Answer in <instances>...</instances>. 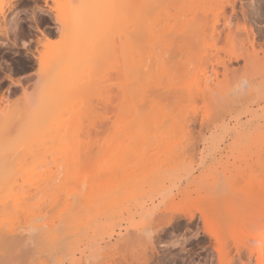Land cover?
Returning a JSON list of instances; mask_svg holds the SVG:
<instances>
[{
	"label": "rangeland",
	"instance_id": "374dc122",
	"mask_svg": "<svg viewBox=\"0 0 264 264\" xmlns=\"http://www.w3.org/2000/svg\"><path fill=\"white\" fill-rule=\"evenodd\" d=\"M35 1L37 2H34V0H13L11 2V4L13 5L6 7L5 9V17L0 16V109L3 108L2 106H4V108L13 109L16 106L18 107V110H15L17 108L14 109L16 112L10 111L12 113L9 112L8 115L4 113L6 116L0 115L2 116L0 117V158L2 157V154H5V151L7 150L6 154L2 158H5L4 161H6L7 159L8 162L7 163L1 160L3 163L1 162L0 169L2 168L1 171L3 170V172L0 171V173L5 174L7 178H9V176H15L14 178L16 180L13 181H15V183H17L18 181L17 185H19L21 182L25 181L24 178H26V180L29 179L27 178V173L36 174V172H39L37 173V175H32L33 179L36 177L34 179V182L31 181L32 177L30 178L29 181L33 182L32 184H30V182L28 186L27 184L22 185L23 183H21L19 186L21 187V189L23 187L24 191L28 190V196L32 193L31 195L33 198L31 196L29 197H31L32 199L27 198V202L29 203L27 204L31 205L33 203L32 200L36 198L35 196H33L34 194H36L37 198L40 199L38 195L41 193H39V190L41 188L39 189V187L43 184V182L41 181L42 184H40L39 182L38 186L35 181H39L43 178H49L48 176H50V174H53L50 170H54V173H56L57 171L59 172V170L56 171L55 169H60L61 166L62 167L60 169V173L63 172V170H66L67 172L68 168V172H72L73 167L70 166L72 165L71 162L75 163L76 161L73 160H77L79 157L81 158V156L82 161L84 157V162H86L85 164H82L80 163L81 159H78L77 163H75V165L78 164V166H76V169L81 173L83 177L81 180L77 181L78 184L76 183L77 185L74 186L75 188L72 187V190L74 192L69 194L71 186H73L74 184V181H71L70 183H68L69 185L66 184V187L70 186L71 184L69 189H66L68 191L62 190L61 193H58V195L60 196H57L56 198L49 195L46 198V195L44 194L43 196L47 200L45 199V201L43 202L44 199L42 198L43 196L41 193V199L39 200V202H37L38 199H35L34 201L35 203L37 202V204L33 203L34 206L31 205V211L33 207H35L33 212L37 213L41 210V213L39 214L38 212V215L35 213L34 218H32L30 217L31 215H29L27 212L28 215L26 214L27 217L25 218L27 219L28 217H30L29 221L28 219L27 221L26 219L22 221L24 219L22 217H24L25 213L22 216L20 214H22L23 212L19 213V215L16 214L17 217L16 215H14L16 218H13V216H11V221L8 220L11 219L9 216L10 214H8L9 210L6 208L9 205L6 206L5 204L8 203V201L10 203V199L8 197L12 195L7 196V193L10 191L19 192L23 191V189L21 190L20 188H18L16 184H14L16 188L14 187V185L11 186V183L13 181H10V179L8 182L10 183V186L7 187L8 189L2 190V188H6L4 184L7 182H5L6 180H4L3 183L2 181L0 182L3 185H1V190L4 191H1L0 193H6L5 195H3L4 198L6 197L5 200L3 196L0 195L2 197H0V206L2 207L4 205L5 209L8 210V212L4 209H1L0 211L4 210L6 212L7 221L11 223L15 222L12 225H15L17 221H22L20 225L19 222L17 223L19 227H22V229H19V231L22 232L20 233V235H26L25 237H27L26 241L24 242L25 245L20 246L19 249L13 248L12 250V245L4 240V236L3 242L0 241V247L2 248L0 249L2 251L5 250L3 248H5L4 245L6 244L9 245V247L11 246V253L8 251V255L12 254V257L9 255V258H11L12 260L8 262L9 258L7 252L5 253L6 256L4 257L3 255H1L3 254V252H1L0 250V255L3 256L4 259H7V261L3 260L2 262L3 257H0V264H227V262L229 264H237V248L233 239H229V243L227 242L228 245H225L226 248H224L225 246L222 247L221 251L223 252H214L213 249H209L212 248L211 246L214 242L204 234V230L212 225V217V220L214 219L213 224L219 226H217V229L220 228L222 230V228H225L228 234L234 228L233 231L229 234L231 235V237H233L234 231H237L235 230L237 229V227L235 228V225L238 226L239 224L242 228H245V226H241L242 222L238 223L240 216L237 215L239 218L237 217L238 220H236V218L235 222H238H236V224L233 223L234 225H231L234 219L230 221L229 217L233 216V218H235L234 214H239L240 212L244 213V211L249 213L246 214L249 217L251 212L253 213L254 211V214L256 215L257 212L259 213V211L262 210L260 209L257 211L259 206L260 208H262L261 205L256 206V204H262L259 199L258 201H256L257 198H255L254 194L257 192V190L256 192H251V190L256 189L255 186L259 185L257 183V176L259 175L260 177V174L259 172H257V170H260V168L264 164V0H225V10H223L224 13H221L220 15V23L218 27L219 32L221 33H218V35L214 38H210L204 35L200 36L196 39L192 49L181 50L182 48H180L181 51H177L176 49L178 48H172L170 51L169 48L168 50L170 52L168 53L166 51L168 54L163 53L166 54L164 57H162L163 60H161L164 62H162L161 65L158 64L157 67L154 68V70L152 69V75L155 76L153 78L154 84L153 81L151 83V80H153L151 79L149 82H145L148 84L147 86L144 83L143 80L145 79H143L144 77L141 74V77L143 78H141L140 81L143 83L139 82L140 84L137 85V93L142 92L143 95H148V97L150 98L151 95H153V97H155L156 99H151V101L156 102L155 104L157 106V109H159L160 107L163 111L162 107L164 106L165 109V106H167L169 114H167V110H164L167 114L165 115L167 116V118H169V115L171 118V115L174 114V116H172V120H174L175 115H179V112L182 111V116H184L188 120V130L184 129L186 131L182 133H177V130V134L171 131L173 133L172 134L166 129L165 130L170 133H164V127L163 129L154 128V130L152 129V132L150 130L149 133L147 130L143 129L145 133H142L143 131H139L141 133H136V139L132 138L131 140H129L130 138H127L130 136L129 133L128 135L123 134L122 137L118 139V141L121 140L119 141L121 142L119 143V145H121H118L119 148L116 147L117 145L114 146L118 141L112 144L113 148L111 147L112 145H110L111 143H108V146L106 147H109L110 145L109 153H113L110 154V156L112 155L114 157L118 154L116 159L119 161L118 163H121L122 166L124 164L130 165L132 163V167L134 168L137 165V168L140 167L138 165H141V167L138 168L139 171L136 168H134L136 169V171L131 170L134 172L129 179L126 175H124V178L122 174H120L122 177H115V174H117V172L121 170L120 167H122L119 166L120 164L118 165V163V166L115 165V162L113 163L115 168L114 166L111 167L115 170L117 168V171H114L110 169V167H108V170H112V173L116 172L115 174H113L114 176L112 175L109 177L108 175L103 174L100 170L101 165L103 164L100 157L97 155V158L99 159L96 160L94 159L96 155L95 153H93L95 154L94 157L93 155L91 156L92 153L88 154V151L90 150L86 149V147H88V145L85 146L86 143L88 144V141L90 140L96 141L97 139H102V134H104V132L95 131L94 133V131L92 132L86 130L85 128H87V126H84L85 130L83 128L82 130H80V136L79 134H77L79 136L77 137L78 140L81 139V142H86L82 145L85 146L84 150H77V146H79L77 142H75V144L77 145L75 148V144L71 143V138H66V136L68 137L69 135H65V129L68 131V126H71V123H74L73 121H69L68 119V112L72 108L74 109V107L76 108L78 106V108L81 109V111L78 109V116H82L83 111L87 112L84 114L88 115V118L86 117V119H82L84 123H86L91 117H97L99 119H96L95 121V119L93 118V121L91 120V118V123L92 121L93 123H98V121L100 122L101 119V115H99L101 114V112L98 111V109L101 110V107L104 109V106L108 108V106H106V103L104 102L105 99L108 100L109 96H113L112 91H114L115 94L120 91L119 88L121 87V77L117 76L120 75V73L119 71H117L118 69H115L114 64H111L110 66V63L108 62H110L111 60L110 55L112 56V47L115 45H119L120 42L124 41L123 37L121 36H127L121 35L122 30L125 29L122 26L125 25L124 23H122L123 20L121 18V20L118 18L121 16L117 15L119 14V4H121V0H103L104 2L102 1L103 6H111H108L109 9L107 13L98 14L101 18L103 17L104 20L106 19L107 21L110 19L112 20V22L110 20L108 21L111 22L110 24L106 22L108 24L104 25V30L100 28L99 31H88V27L85 26V30L83 31L80 30L81 28L79 29L77 27L76 29L68 28V30H66L67 28L65 27V30H63V28L61 26H58L56 23L55 11L51 10L50 7H48V5L50 4L51 6H54L52 1L49 0L47 4L44 0ZM56 1L63 4L62 6L65 5L64 7H67L68 5V7L72 6L71 8H76L80 7L79 5H81L82 9V5L89 3L91 0ZM35 3L37 5L40 4V7L42 8L34 6L33 4ZM172 8L175 7L169 6V14L170 16L173 14V17L172 19H170L171 17L168 15V17H170L168 19L171 20V22H168L169 24L171 23L175 25L173 22V18L178 20L177 11H180V8H177V11H175L176 8L175 10ZM77 9L79 10V8ZM77 9L73 10L75 11V13L73 12V15H70L69 13V21L65 23V26H67L68 24L70 26L74 25L78 21L81 22L80 20H78L79 14H76V12L78 13ZM182 11L183 9L181 8V14ZM181 14L180 12L178 13L179 17L181 16ZM66 15H68V13ZM100 17L94 15L92 20H96L98 18L100 19ZM80 19L82 20L81 17ZM118 19L120 21H117ZM175 19L174 21L176 22ZM224 26H226L227 28ZM113 30H115V32H112ZM107 32H110V34L112 35L110 41L114 40V42H116V39H118L120 42H118V40L116 44L110 42L111 44L108 43L106 44V46H100V48L98 44L94 46L96 48H90L91 50L82 48L79 49V53L77 52V54L73 56L74 58H72V56L70 57L73 50L82 47V45L86 44L87 42H91L93 39H95V37H102L101 35L103 34L108 35ZM111 32L115 34L113 35ZM128 32L129 31H127V33ZM129 34L130 33H128V35ZM117 35H120L119 37L122 38L123 41H121ZM45 37L47 38L45 39ZM29 38H36L37 40L42 39L44 41L47 40L54 50V56H52L50 61L46 63L45 68L40 73L38 67V57L40 55V50H44V47H42V45L39 44L37 40L36 46H28L27 41L29 40ZM171 39L169 42H172L173 40L174 42H176L174 38ZM169 42L167 44L170 46L171 43L169 44ZM174 42H172V44ZM121 44L123 45V43ZM174 45L175 43L173 44V46ZM120 46L121 45L117 46V49H119ZM120 48V50H122L123 46ZM159 53L160 55L162 54L161 51ZM118 54L122 55L119 52ZM113 57L117 58V55H114L113 53ZM113 60L114 59L112 58V61ZM106 61L111 68L107 66V63L106 65L103 63ZM93 62L96 65H94ZM101 63L103 66L101 65ZM119 63L115 64L119 66ZM93 65H98L100 67H96L97 69H95L94 71ZM113 66L114 68L112 69ZM101 67L102 69H100ZM114 70L116 71L112 72ZM144 70L141 73L147 72L148 68L146 71ZM46 71L55 73L60 72V74L63 73L65 75L66 86L69 87L65 89L69 91L68 93L70 94L71 100L68 101V106H72L73 103L75 104V102H78L79 105L75 104L72 108L67 107L68 112L66 111L64 114H62V118L59 119L58 117V121L52 119L53 117H49L53 121L50 120V125H48V127L45 126L43 130L41 127H39L41 128V131L37 127V120H40L39 118L41 117H45L47 110H43V107L36 109V106L31 103L25 104L24 97L29 93L27 91L32 92L33 89L35 91L34 87L37 84L36 78L39 76L42 77ZM145 77L146 79L148 78L147 75ZM243 80L246 81L247 84V86L244 88L246 92L241 97L235 98L233 96L235 92L234 89ZM64 83L62 84L64 85ZM113 83H115L116 85ZM110 84H112L113 87H111L112 85ZM117 85L119 86V88ZM64 87H62V91L65 90ZM25 88L27 91L25 90ZM130 88V90H132L133 88L136 89L134 86ZM106 91L108 92L106 93ZM35 92L38 93V90L36 89ZM176 96L179 97L177 100ZM32 97L34 96L32 95ZM144 98L143 101L142 99H140L138 102L141 101L145 103L147 99L144 101ZM56 100L58 99H55L54 103H56ZM148 100L150 99L148 98ZM2 101L3 103H1ZM151 101H146V105L144 104L145 107L147 105L152 106ZM11 102L17 104L13 105L11 104ZM10 104L14 107H9ZM84 104L86 105V107H84ZM81 105H83V107ZM141 105L143 106V104ZM142 106L140 107L141 109L139 108V111H141L143 114L141 115V112L139 113L144 118L145 115L147 116L146 112H150V108H145V110L143 111L142 108H144V106ZM95 107L98 108V112H96ZM92 108L95 109V112ZM153 109H155V107ZM25 110H27L26 114ZM92 110L93 113H89V111ZM159 110L154 111L157 113ZM19 111H21L22 113ZM162 113L159 114L158 112V120L164 115V113ZM165 116L164 119H167ZM29 117L31 119H29ZM238 117L241 118L242 122L253 120V118L256 119L252 124H250L249 128L245 130L242 137L238 140L236 139L237 141H235L233 129L236 124L235 120ZM23 120L25 121V124L27 122H30V126L26 127L25 124L23 125ZM90 120L89 122H87V125L90 123ZM168 120L166 121L168 122ZM179 120L180 119L176 121L178 122ZM256 120H259L258 122L261 121L259 124H262V128L257 129ZM55 121L58 123L63 121L62 123H60L62 125L59 124V127L62 128L59 129L58 126H55L56 124H58ZM161 121L164 123L163 120ZM64 122L66 124H64ZM159 124H161V122H159ZM163 126H165V124ZM51 129L52 131L49 132ZM84 131L86 133L91 132V135L87 133L88 136L85 137V135L87 134H84ZM57 132L61 133L59 134ZM53 133H56L59 136L62 134V136L65 137H63L65 140H63L62 136L58 137V135L55 134V136ZM81 133H83V135H81ZM89 135L91 136V138L89 137ZM81 136L84 137L82 138ZM117 137H120L119 134ZM123 137L126 138V140ZM14 138H16V140ZM47 138H51L50 141ZM45 139H47L46 142ZM34 141L36 142L37 146H35ZM58 141L59 143H61V145L57 143ZM9 143L11 145H9ZM31 143H33V145H31ZM71 144H73V147H70H72L73 150L76 149L74 152L71 151L72 148L69 151H67V149H64L69 147V145ZM5 146H7L6 149H4ZM8 146H12L11 151L8 150ZM115 147L116 149H114ZM105 149H101V152L105 153V151L109 148H107L106 150ZM93 150L91 151L93 152ZM76 151L79 153H77ZM97 151L98 150H96L95 152ZM114 152H116V155L114 154ZM103 153L101 155H103ZM109 153H107L105 157H108ZM56 155H58V158ZM77 155L79 156L77 157ZM74 156H76V159H73ZM110 156L108 157V160L110 159ZM60 159L62 160L60 161ZM67 159H71L70 165H68L69 163H66L69 162ZM113 159L111 157V162L113 161ZM108 160L107 163L110 162H108ZM128 160H132L131 163ZM9 161H11L12 163H10ZM20 162L24 166L20 165ZM98 162L101 163L98 165L96 164ZM138 162L141 164H138ZM58 163H62L64 165L61 164L60 166V164ZM87 163L88 165L92 164L90 165L92 166L90 172V166H87ZM26 164V169L30 168L28 169L30 170L28 172L24 169L26 167ZM65 164H67L69 167ZM143 164V167L145 169L142 168ZM96 165H98V167H96ZM150 165H154V167H151ZM11 166L12 168H10ZM20 166L21 168H19ZM48 166L49 168L52 167L53 169L51 168L49 171H47L49 169ZM81 166H83V168L84 166H87V168L83 169ZM94 166L96 171L94 170ZM102 166L103 167L101 169L103 171H106L107 169H103L105 167L104 164ZM6 167L8 169H6ZM70 167H72V169ZM78 167L81 170L78 169ZM97 168H99V170ZM15 170H18L17 173ZM97 171H100V173L99 175L92 177L94 180L93 183L91 178H86V175L88 173H95ZM255 171L257 172V175L254 174ZM18 172H20L21 174ZM48 172H50V174ZM140 172H146L147 174H142L139 176L137 175V177L136 174H141ZM1 174L0 179H3L5 175L3 176V174ZM253 174L256 177H254ZM105 178L108 179V182ZM121 178L123 179L121 180ZM87 179H89L88 183ZM102 179H105L104 182ZM90 180L92 186H90ZM99 181H102L103 183ZM34 183L36 185H34ZM104 183L109 184L106 185ZM35 186H37L38 188H35ZM88 188L90 190H87ZM30 190L37 191V193L31 192ZM89 191L90 193H87ZM12 192H10L9 194H12ZM84 194H86V196ZM51 197H53L54 200L51 199ZM49 199L51 200L50 203ZM55 199H59V201L63 204L59 202L60 204L58 205V200L55 201ZM63 201H66L65 205L67 206L66 208L69 207L68 210L65 209V207H62L64 205ZM45 202L48 204H45ZM52 202L55 205L57 204L58 207L57 205L53 206ZM212 203L215 205L216 209L219 210L218 212H220L219 218L216 215L210 216L214 214L212 212H215V207ZM39 204L41 205V208ZM208 204L210 207L212 205L214 208H210ZM36 205H38L40 210L36 208ZM4 206L2 208H4ZM46 206L47 208H56L55 210H53L54 208L51 209L53 211H49L50 208L48 210L45 209L49 211L47 213V211L45 210L42 211L44 208H46ZM218 206L220 207L218 208ZM61 207L64 208V211L68 212L64 213ZM221 207L222 210L220 211ZM245 207H247V209ZM28 208H30V206ZM200 211H204L205 213H207L208 211V216L210 217H208L207 214L205 215V213L203 212L205 217L207 216L206 222L201 219L202 214H200ZM5 212L2 211L0 213L5 214ZM10 212L12 215L11 210ZM171 212L177 213L178 217L184 212H192L195 215L194 219L191 222H188L186 219L182 218H177L170 221L168 219V215L171 214ZM218 212H215V214ZM7 214L9 217L7 216ZM228 215L229 217H227ZM18 216H20L21 218ZM224 216L227 218H225ZM3 217H0L2 218L0 220V225L4 223H2V221H5V215H3ZM223 217L226 220H229V224L231 226H227L224 222H222L224 223V225L219 224L221 223L220 219ZM18 218L20 219L18 220ZM215 218L218 220H216ZM250 218H246V220L248 219L247 221H249L251 220ZM243 221L245 220L243 219ZM9 222L7 227L12 226L11 223L9 224ZM17 224L14 226L15 228L16 226H18ZM14 227H10V229L7 228L6 231L1 228L0 231H5V235H7L6 233L8 232V230L17 232V229L19 227L16 230ZM228 227L230 228V231L229 229H227ZM223 232L224 231H222L221 233L223 235H226L224 234L226 233V231L224 233ZM4 233H2L1 235H3ZM131 233H133L132 235H134V233L135 235L138 234V238L134 240L135 242L132 241V243L128 244L127 242L116 243L119 237L122 238L123 235L126 236L130 235ZM15 234L19 235L17 233ZM235 234H237V232ZM45 235H53L55 240L51 241L50 239L45 238ZM4 242L5 244L2 245V243ZM208 244H211L210 247ZM6 248H8V246Z\"/></svg>",
	"mask_w": 264,
	"mask_h": 264
},
{
	"label": "bare ground",
	"instance_id": "6f19581e",
	"mask_svg": "<svg viewBox=\"0 0 264 264\" xmlns=\"http://www.w3.org/2000/svg\"><path fill=\"white\" fill-rule=\"evenodd\" d=\"M13 0H0V16H3V17H5V9H6V7H9V6H12L13 4H11V2H12ZM45 1V3L47 4L48 3V1L49 0H44ZM52 1V3L54 4V6H51V4L50 5H48V7H50V9L51 10H54L55 11V18H56V23H57V25L58 26H61L62 28H63V30H65V27L67 28L66 30H68V28H75L76 29V27L77 28H81L80 30H85L84 29V26L85 27H88V31L90 30V31H93V30H96V31H99V29L100 28H102V30H104V28H105V26L104 25H107L108 23L110 24L111 22H112V20H110L111 22H108L109 20H107L106 21V19L104 20V18L102 17H100V15L98 14V13H107V11H108V6L109 5H107V4H105V5H107V6H103V0H91L89 3H87V4H84V5H82V9H81V5H79L80 7H73V8H71V7H68V5H67V7H64V6H62L63 4H61L60 2L58 3L56 0H51ZM103 1V2H102ZM34 2H37V1H35L34 0ZM225 0H121V4H119V14H117L118 16H121V17H118L117 15V17L120 19H122L123 20V22L122 23H124V25L125 26H122V27H124L125 29H123L122 30V34L121 35H127V36H121V37H123V39H124V41H123V39L122 38H120L119 36L120 35H117L118 36V38H120V40L121 41H123V42H120L118 39H116V42H114V40L113 41H110V38L112 37V35L110 34V32H107V34L108 35H105V34H103V35H101L102 37H98V38H96L95 37V39H93L91 42H87L86 44H84V45H82V47H80V48H77V49H75V50H73V52H71L72 54L70 55V57L72 56V58H74L73 56H75V54H77V52L79 53V49H90V48H96V47H94V46H96V45H98L99 46V48H100V46L102 47L103 45L104 46H106V44H111V43H117V40H118V42H120V44L119 45H121L120 47H122L123 46V48H122V50H120L121 48L119 47V49H117L118 47L117 46H119V45H115V46H113L112 48V51H111V54H112V56L110 55V57H111V60H110V62H108V63H110L109 65L111 66V64L113 65L114 64V66H115V69L117 70V71H119V73H120V75H117V76H119V77H121L120 79H121V87L119 88V86H118V88H119V92L117 93V94H115L114 93V91H112L113 92V96H109V99L108 100H106L105 99V103H106V106H108V108L107 107H105L104 106V109L101 107L100 109L101 110H99L97 107H95L96 108V112H98V111H100L101 112V114H99V115H101V119H100V122L98 121V123L97 122H94L93 123V121H94V119H95V121H96V119H98L97 117H91V118H89V120L91 119V120H93L92 121V123H91V120H90V123L87 125V122H89V120L86 122V123H84L83 121H82V119H86V117L88 118V115H85L84 113H87V112H84L83 111V114H84V116H83V114H82V116H78V114L79 113H77L79 110L81 111V109H79L78 108V106L76 107L77 108V110H76V108L73 106V105H75V104H78L79 105V103L77 102H75V104L73 103V105L72 106H68V101L70 100V94L68 93L69 91L68 90H66L67 88H69L68 86H66V80H65V75L63 74V73H61L60 74V72H48V71H46L45 72V74L42 76V77H37L36 78V86L34 87L35 88V91H36V89L38 90V93L37 92H35L34 91V89H33V93L32 92H30V91H27L26 90V88H25V90L27 91V92H29L28 94H26V93H24V94H26L25 95V97H24V102H25V104L26 103H31V104H34L36 107V109L38 108H42L43 107V110L44 109H46L47 111H46V114H45V117H41V118H39L40 120H37L36 122H37V127L39 128V127H41L42 128V130H43V128H45V126L46 127H48V125H50L49 123H50V118H52V119H54V120H57L58 121V117H59V119L60 118H62L61 116H62V114H64L66 111L68 112V110H67V107H70V108H72V107H74V109L72 110H70L68 113H69V115H68V119H69V121H73L74 123H71V124H69V125H71V126H68L69 128H67L68 129V131L65 129V131H66V133H65V135L66 134H68L69 136L67 137L66 136V138H68L69 139V137L71 138V140H72V142H71V140H70V142L71 143H73V144H75V142H77V144L79 145V146H77L76 144H75V148H76V146H77V150H84V147L85 146H87L88 145V147H86V149H88V150H90V151H88L89 153L88 154H90V153H92L91 154V156L93 155V157H94V155H95V158L94 159H99V158H97L98 156L100 157V159L102 160H99V161H101V162H103V164H104V166L106 167H104L103 169L104 170H106V171H103L101 168L103 167L102 165H101V168H100V170L102 171V173L103 174H106V175H108L109 177L110 176H112L113 174H115V173H112V170H114V171H117V168H116V170L115 169H113L111 166H114V162H115V165H117V163L119 162L117 159H116V157H117V155H116V152H114V154L116 155V156H110V154H113L112 152L111 153H109V150H110V145H112L113 143H115L116 141H118V139H120L121 137H122V135L124 134H127L128 135V133H129V135L131 136H129V137H127V136H124V137H127V138H130L129 140H131L132 138H135L136 139V133H141V132H139V131H143V129H145V130H147L148 131V133H149V131L151 130V132H152V129L154 130V128H156V129H163V127H164V129L163 130H167V131H172V132H174V133H176V131L178 130V132L177 133H182V132H185L186 130H188V126H187V119L184 117V116H182V114L183 113H181V112H179V115L177 114V115H175V117H174V120H172L173 119V117L172 116H174V114L173 115H171V118H170V115L168 116L169 118H167V116H165V115H167V114H169V112H168V110H167V106H165L166 108L164 109V106L163 105H161V106H163L162 108H163V111L161 110V108L159 107V109L161 110H159V109H157L156 107V102L155 101H151V99L152 100H155L156 98L155 97H153V95H151V98L150 97H148V95H143L142 94V92L140 93V95H139V93H137L138 92V86L137 85H139L140 83L139 82H141L140 80H141V78H143V79H145V80H143L144 81V83L145 82H149L151 79H153L155 76H153L152 75V72H153V70H154V68L155 67H157V65L158 64H162V62H164V61H161V60H163V58L162 57H164L166 54H168L170 51H171V49L172 48H178V49H176L177 51L178 50H180V48H182L181 50H188V49H192V47H193V44L195 43V41H196V39L197 38H199L200 36H208V37H210V38H214V37H216L217 35H218V33H221V32H219V29H218V27H219V23H220V15H221V13H224L223 12V10H225ZM81 3H82V1H81ZM80 3V4H81ZM36 4V3H35ZM35 4H33L34 6H36V7H40V4L39 5H35ZM28 5V4H27ZM70 6V5H69ZM111 6V5H110ZM109 6V7H110ZM169 6H172V7H175L176 8V10H175V8H172V9H174L175 11H177L178 9L177 8H180V11L178 10L177 12L179 13L180 12V14H181V8L183 9V11H184V13H183V11H182V14H181V16L179 17V15H178V13H177V16H178V20L177 19H175V18H173V22H174V24L175 25H173V24H169V22L168 21H170L171 22V20H169L168 18H170V19H172V17H173V14L170 16V12L168 11V10H170L169 9ZM40 8H42V7H40ZM39 8V9H40ZM77 8H79V10L77 9ZM121 8V9H120ZM171 8V7H170ZM71 9V10H70ZM75 9H77V11H78V13L76 12V14H79V18H78V20H80L81 22H77V23H75L74 25H67V26H65L66 24V22H68L69 21V16L72 14L73 15V12L75 13V11H73V10H75ZM68 11H71V12H68ZM80 12H81V14H80ZM68 13V15H66ZM69 13H70V15H69ZM85 13H88V14H85ZM96 15L97 17L99 16L100 17V19L98 20V19H96V20H92L93 19V16L94 15ZM190 14V15H189ZM83 15V16H82ZM87 15V16H86ZM93 15V16H92ZM104 15V14H103ZM168 15L170 16V17H168ZM183 15H184V17H183ZM188 15H189V17H188ZM67 16V17H66ZM76 16H78V15H76ZM85 16V17H84ZM114 16V15H113ZM177 16H176V18H177ZM80 17L82 18V20L80 19ZM86 17H88V18H86ZM89 17H91V18H89ZM183 17V18H182ZM84 18V19H83ZM184 19V20H182V19ZM86 19V20H85ZM88 19V20H87ZM90 19V20H89ZM112 19V18H111ZM113 19H114V17H113ZM117 19V18H116ZM117 20V21H120V20ZM174 19L176 20V22L174 21ZM83 20H84V22H83ZM180 20V21H179ZM181 20H182V22H181ZM106 22H108V23H106ZM178 22V23H177ZM79 23H80V25H79ZM121 23V22H120ZM119 23V24H120ZM85 24V25H84ZM118 24V23H117ZM179 24H181V25H179ZM114 25V24H113ZM123 25V24H122ZM173 25V26H172ZM177 25H179V26H177ZM80 26V27H79ZM171 26V27H170ZM177 27H178V29H177ZM224 27H226V26H224ZM61 28V29H62ZM119 28V27H118ZM227 28V27H226ZM101 30V31H102ZM96 31H94V32H96ZM124 31V32H123ZM127 31H129L128 33H130L129 35H128V33H127ZM112 32H115V30H113ZM111 32V33H112ZM119 33V32H118ZM110 34V35H109ZM113 35L115 34V33H112ZM171 35H172V37H171ZM116 36V37H117ZM170 36V37H169ZM173 36H175V37H173ZM169 37V38H168ZM47 37H45V39H46ZM159 38V39H158ZM169 40H168V39ZM171 38H174L175 39V41L177 42H174V40L172 41V42H174L175 43V45L173 46V44H172V42H169L170 41V39ZM177 39H178V41H177ZM37 40V39H36ZM112 40V39H111ZM167 42H166V41ZM172 40V39H171ZM38 41V43L39 44H41L42 45V47H44V50H40V55H39V57H38V59H39V73L41 72V71H43V69L45 68V66H46V63L48 62V61H50V59L52 58V56H54L53 55V53H54V50H53V48H52V46H50L51 44H49V41H44V40H42V39H38L37 40ZM111 42V43H110ZM169 42V44L171 43V45L169 46L167 43ZM121 43H123V45L121 44ZM177 44V45H176ZM3 45V44H2ZM112 45H114V44H112ZM109 46V45H108ZM110 47V46H109ZM187 47H189V48H187ZM116 48V49H115ZM170 48V49H169ZM186 48V49H185ZM115 49V50H114ZM157 49H159V50H157ZM170 51H169V50ZM91 50V49H90ZM117 50H119V51H117ZM180 50V51H181ZM39 51V50H38ZM82 51V50H81ZM84 51V50H83ZM94 51V50H93ZM158 51V52H157ZM161 51V53L163 54V53H166V54H161L160 55V52ZM168 53H167V52ZM115 52H116V54H115ZM118 52L119 53H121L122 55H120V54H118ZM156 52V53H155ZM113 53H114V55H117V58H115V57H113ZM155 54V55H154ZM160 55V57H159V55ZM118 55H119V57L120 56H122V57H120V59H119V57H118ZM236 55V54H235ZM237 56V55H236ZM157 57V58H156ZM238 57V56H237ZM112 58L114 59L113 61H114V63H113V61H112ZM117 59V60H116ZM157 59V60H156ZM120 60H121V62H120ZM118 61V62H117ZM160 61V62H159ZM120 62V63H119ZM105 65H106V63H107V61L106 62H103ZM108 63H107V66H109L108 65ZM115 63H119V66L118 65H116ZM93 64L94 65H96L94 62H93ZM93 65V66H94ZM101 65H102V63H101ZM103 66V65H102ZM109 66V68H111ZM114 66L112 67V69L114 68ZM95 67V68H94ZM93 67V69H94V71H95V69H97L96 67H100V66H94ZM116 67H118V68H116ZM79 68V67H78ZM81 68V67H80ZM87 68V67H86ZM143 68V69H142ZM146 68V69H145ZM147 68H148V71L147 72H143V73H141L144 69V71H146L147 70ZM100 69H102V67L100 68ZM111 69V70H112ZM153 69V70H152ZM78 70H80V69H78ZM87 70V69H86ZM116 70H114V71H112V72H115ZM89 71H90V68H89ZM97 71V70H96ZM111 72V73H112ZM59 73V74H58ZM94 73V72H93ZM118 73V74H119ZM148 73V74H147ZM63 74V75H62ZM141 74H142V76L143 77H141ZM145 74V75H144ZM147 75V79H146V76ZM64 76V77H63ZM153 76V77H152ZM150 77H152V78H150ZM65 80V81H64ZM148 80V81H147ZM152 81H153V84H154V79L153 80H151V83H152ZM65 82V83H64ZM156 82V81H155ZM62 83H64V85L62 84ZM141 83H143V82H141ZM151 83H149V84H151ZM113 84H115V83H113ZM117 84H119V83H117ZM147 86H148V84L147 83H145ZM110 85H112V84H110ZM109 85V86H110ZM116 85V84H115ZM136 85V86H135ZM64 86H66V87H64ZM132 86H134L136 89H132V90H130L131 88L130 87H132ZM150 86V85H149ZM247 86V84H246V81H242L240 84H238V86L234 89L235 90V92H234V97L235 98H239V97H241L242 95H244V93L246 92L245 91V87ZM37 87V88H36ZM62 87H64V91H62L63 90V88ZM111 87H113V85L111 86ZM152 87V86H151ZM244 89V90H243ZM67 91V92H66ZM108 91H109V89H108ZM108 91H106V93L108 92ZM141 91V90H140ZM111 92V91H110ZM67 93V94H66ZM144 93V92H143ZM30 94V95H29ZM69 94V95H68ZM119 94V95H118ZM138 94V95H137ZM233 94V93H232ZM32 95L34 96V97H32ZM109 95V94H108ZM138 96H139V98H138ZM142 96H144V97H142ZM150 99V100H148V98ZM150 96V95H149ZM69 97V98H68ZM140 97H142V98H140ZM107 98V97H106ZM143 98H144V101L146 100L147 102H149V101H151L152 103H151V105L153 106H146L145 107V105H146V101H145V103H143V102H138L140 99H142V101H143ZM155 98V99H154ZM179 97H177L176 96V100L178 99ZM55 99H58V100H56V103H54V100ZM72 99V98H71ZM2 100V99H1ZM4 100H5V98H4ZM101 100V99H100ZM71 101V100H70ZM86 101V100H85ZM21 102V101H20ZM99 102V101H98ZM103 102V103H104ZM153 102H154V105H153ZM178 102V101H177ZM180 102V101H179ZM1 103H3V101L1 102ZM22 103H23V101H22ZM71 103V102H70ZM82 103V102H81ZM11 104H13V105H15V104H17V103H12L11 102ZM11 104H10V106L9 107H14L13 105L11 106ZM83 104V103H82ZM100 104V103H99ZM138 104H140V105H138ZM141 104H143V106H144V108H142V110L144 111L145 110V108H150V112H146L147 113V116L145 117L144 116V118H143V116H141L143 113L141 112V111H139L141 108ZM145 104V105H144ZM178 104V103H177ZM97 105V104H96ZM101 105V104H100ZM99 105V106H100ZM165 105V104H164ZM23 106V105H22ZM82 107H83V105H81ZM142 106V107H143ZM177 106V105H176ZM3 108H1L0 109V115H2V116H4L5 114L4 113H6L7 115L9 114V112L10 111H12V112H16L15 110H18V107L16 106L15 108H17V109H13V108H4V106H2ZM84 107H86V105L84 104ZM88 107V106H87ZM151 107H152V109H151ZM155 107V109H153ZM24 108V107H23ZM70 108H68V109H70ZM107 108V109H106ZM140 108V109H139ZM19 109H20V106H19ZM25 109V108H24ZM79 109V110H78ZM86 109V108H85ZM90 109V108H89ZM93 110H94V112H95V109L94 108H92ZM97 109H98V111H97ZM159 110L158 112H159V114L160 113H164V115L162 116V115H160V116H162L161 118H163V119H159L158 120V116H159V114H158V112L156 113L155 111H157V110ZM83 110H84V108H83ZM93 110L92 111H89V113L90 112H92L93 113ZM151 110H155L154 112L153 111H151ZM168 112L167 114H166V112ZM26 111L27 110H25V114H26ZM12 112H10V113H12ZM19 112H21V111H19ZM139 112H141V115H140V113ZM22 113V112H21ZM148 113H150V114H148ZM162 113V114H163ZM171 113V112H170ZM61 114V115H60ZM96 114V113H95ZM172 114V113H171ZM12 115V114H11ZM89 115H91V114H89ZM97 115V114H96ZM95 115V116H96ZM2 116H0V117H2ZM6 116V115H5ZM28 116V115H27ZM67 116V115H66ZM93 116V115H92ZM140 116V117H139ZM164 116L167 118V119H164ZM26 117V116H25ZM50 117V118H49ZM90 117V116H89ZM143 119H142V118ZM182 117V118H181ZM241 117V116H240ZM31 118H32V116H31ZM30 117H29V119H31ZM94 118V119H93ZM177 118V119H176ZM257 118H259V117H257ZM26 119V118H25ZM72 119V120H71ZM169 119V120H168ZM178 119H180L178 122L176 121V120H178ZM255 119L256 118H253V120H248V121H246V122H242V120H241V118H237L236 120H235V122H236V124H235V127H234V129H233V133H234V136H235V141H237L238 139H240L241 137H242V135L244 134V132H245V130H247L248 128H249V126H250V124H252L254 121H255ZM63 120V119H62ZM99 120V119H98ZM146 120V121H145ZM161 120H163L164 121V123L161 121ZM166 120H168V122L166 121ZM171 120H172V123H171ZM24 121V120H23ZM49 121V122H48ZM51 121H53V120H51ZM161 122V124H159V122ZM166 121V122H165ZM259 121V120H258ZM257 120H256V127H257V129H260V128H262L263 126H262V124H259L260 122H258ZM22 122V121H21ZM56 122V121H55ZM63 122V121H62ZM62 122H60V123H62ZM180 122H181V124H180ZM30 122H27L26 124H25V121H24V123H23V125L25 124V126L26 127H29L30 126V124H29ZM56 123H58V122H56ZM60 123H58V124H56L55 126H60V125H62V124H60ZM29 124V125H28ZM39 124V125H38ZM60 124V125H59ZM64 124H66L65 122H64ZM63 124V125H64ZM85 124V125H84ZM165 124V126H163ZM28 125V126H27ZM51 125H52V123H51ZM166 125H168V126H166ZM44 126V127H43ZM54 126V125H53ZM84 126H87V128H85ZM22 127V126H21ZM36 127V126H35ZM66 127V126H65ZM41 128H39L40 130H41ZM60 128H62V127H59V129ZM82 128L84 129H86V130H89V131H94V133H95V131L96 132H104V134H102V133H100V134H102L103 136H102V139L100 138V140H96V141H92V140H90V141H88L89 143L87 144L86 142H81L80 140V138L82 137H80L79 139L80 140H78V138L77 137H79L80 136V130H82ZM20 129H22V128H20ZM19 129V130H20ZM25 129H28V128H25ZM48 129V128H47ZM53 129V128H52ZM52 129L49 131V132H51L52 131ZM56 129V128H55ZM84 129V130H85ZM184 129H186V130H184ZM39 130V131H40ZM41 130V131H42ZM57 130H58V128H57ZM164 131V133L166 132V133H170V132H167V131ZM46 131V130H45ZM54 131V130H53ZM60 131H63V130H60ZM85 132V131H84ZM171 132V133H172ZM42 133V132H41ZM47 133V132H46ZM57 133H61V132H57ZM87 133H89V132H87ZM86 132L84 133V134H87ZM91 133V132H90ZM89 133V134H90ZM122 133V134H121ZM142 133H145V131H143ZM176 133V134H177ZM54 134V133H53ZM56 134V133H55ZM54 134V135H55ZM77 134H79V136L77 135ZM97 134V133H96ZM95 134V135H96ZM99 134V133H98ZM118 134H119V136L120 137H117L118 136ZM134 134V135H133ZM173 134V133H172ZM19 135V134H18ZM44 135H45V133H44ZM53 135V136H54ZM56 135H58V134H56ZM55 135V136H56ZM64 135V134H63ZM81 135H83V133H81ZM91 135V134H90ZM89 135V137L91 138V136ZM95 135H93V136H95ZM139 135V134H138ZM47 136H48V134H47ZM60 136H62V134L60 135ZM59 135H58V137H60ZM88 136V134L87 135H85V137H87ZM98 136V135H97ZM135 136V137H134ZM141 136H142V134H141ZM233 136V137H234ZM23 137V136H22ZM27 137V136H26ZM25 137V138H26ZM45 137V136H44ZM64 136H62V138H63ZM84 137V136H83ZM82 137V138H83ZM99 137H101V136H99ZM117 137V138H116ZM123 137V138H124ZM17 138V137H16ZM16 138H14L15 140H16ZM41 138V137H40ZM46 138V137H45ZM65 138V137H64ZM63 138V140H65ZM96 138V137H95ZM123 138H122V140H123ZM39 139V138H38ZM47 139H49V138H47ZM47 139H45V142H46V140ZM51 139V138H50ZM50 139H49V141H50ZM67 139V140H68ZM78 140V141H76V140ZM88 139V138H87ZM125 140H126V138H124ZM237 139V140H236ZM54 140V139H53ZM58 140H59V138H58ZM83 140V139H82ZM113 140V141H112ZM119 141H121V140H119ZM116 142L115 143V145L114 146H116V147H118V145H119V143H121V142ZM234 141V142H235ZM35 142V141H34ZM61 142V141H60ZM69 142V143H70ZM127 142V141H126ZM41 143V142H40ZM57 143H59V141L57 142ZM57 143H55V144H57ZM62 143H63V141H62ZM86 143V145L85 146H82L83 144H85ZM108 143L110 144L109 145V147H106V146H108ZM128 143V142H127ZM130 143V142H129ZM35 144V146H37L36 145V142L34 143ZM60 145H61V143H59ZM65 144V143H64ZM68 144V143H67ZM73 144H71V145H69V147H67V148H64V149H67V151H69L73 146ZM125 144V143H124ZM9 145H11L10 143H9ZM31 145H33V143H31ZM49 145V144H48ZM92 145H93V147H92ZM121 145V144H120ZM119 145V146H120ZM1 146H3V145H1ZM42 146V145H41ZM40 146V147H41ZM54 146V145H53ZM64 146V145H63ZM70 146H72V147H70ZM9 148H8V150L9 151H11L12 150V146H8ZM30 147V146H29ZM112 148H113V145L111 146ZM116 147L114 148V149H116ZM7 148V146H5V148L4 149H6ZM39 148V147H38ZM37 148V149H38ZM62 148V147H61ZM60 148V149H61ZM69 148V149H68ZM74 148V149H75ZM107 148H109V149H107L108 150V152H107V150L106 149ZM119 148V147H118ZM1 149V148H0ZM93 149H95V150H93ZM101 149H105L104 151H105V153H103V152H101L102 150ZM29 150H31V149H29ZM44 150H46V149H44ZM76 150V149H75ZM75 150H73V148L71 149V151L72 152H74ZM91 150H93V152L91 151ZM96 150H98L97 152H95ZM27 151V150H26ZM60 151V150H59ZM66 151V150H65ZM6 152H7V150L5 151V154H6ZM17 152V151H16ZM77 152V151H76ZM1 153V152H0ZM77 153H79V152H77ZM93 153H95V154H93ZM103 153V155H101ZM107 153H109V155H108V157L110 156V159L108 160V157H105L106 155H107ZM5 154H2V157H4V155ZM54 154V153H53ZM64 154H65V152H64ZM63 154V155H64ZM70 154V153H69ZM73 154V153H72ZM1 155V154H0ZM75 155V154H74ZM81 155H82V153H81ZM98 155V156H97ZM57 156V158H58V155H56ZM60 156V155H59ZM67 156V155H66ZM79 155H77V157H78ZM84 156V155H83ZM90 156V155H89ZM0 158V164H1V160H5V158L3 159V158ZM8 157V156H7ZM72 157V156H71ZM102 157V158H101ZM107 158V159H104V158ZM111 157H112V159H113V161L111 162ZM76 159V156H74L73 157V159ZM81 158H82V156H81ZM80 157L78 158V159H81ZM133 158V157H132ZM65 159V158H64ZM77 159V160H78ZM84 157H83V161H82V159H81V162L80 163H84L85 164V162H84ZM90 159V158H89ZM62 159H60V161H61ZM69 162H66V163H69L68 165H70V162H71V159L69 160V159H67ZM77 160H73V161H76L75 163H77ZM91 160V159H90ZM104 160V161H103ZM107 160H108V162L109 163H107ZM116 160V161H115ZM142 160H143V158H142ZM145 160V159H144ZM58 161V160H57ZM56 161V162H57ZM66 161V160H65ZM88 161V160H87ZM94 161V160H93ZM128 161H130V160H128ZM132 161V160H131ZM131 161H130V163H131ZM4 162H7V159H6V161H4ZM10 163H12L11 161H9ZM46 162V161H45ZM64 162V161H63ZM79 162V161H78ZM97 162V161H96ZM100 162V163H101ZM136 162H137V160H136ZM140 162V161H139ZM138 162V164H141V163H139ZM3 163V162H2ZM8 163V162H7ZM21 163V162H20ZM72 163V165H70V166H72L73 167V170H72V172H68L69 171V168H68V171L66 172V170H63V172H61L60 173V169H61V164L62 163H58V164H60V169H55L56 171L57 170H59V172L57 171L56 173H54L52 170H50L52 167H50L49 168V166H48V170L47 171H51L53 174H50V172H48L49 174H50V176H48L49 178H46V179H41V180H39V181H35L37 184H38V186H39V182H40V184H42V182H43V184L42 185H40V187H39V193L41 192L42 193V196L45 194L46 195V198H47V196L49 195V196H53L54 198H56L57 196H60V195H58V193L60 192L61 193V191L63 190H66L67 188L69 189V187L71 186V184H70V186H67L66 187V184H68V183H70L71 181H74L73 183V186H71V190L69 191V194L70 193H73L74 191L72 190L73 188H75L74 186L75 185H77L78 183H77V181L78 180H81L82 179V175H81V173L76 169V166H78V164H76L75 165V163L74 162H71ZM91 163V162H90ZM99 162L98 163H96V164H100ZM112 163V164H111ZM129 163V164H130ZM135 163V162H134ZM145 163V162H144ZM44 164V163H43ZM81 164V165H82ZM108 164V165H107ZM120 164V165H119ZM123 164V163H122ZM146 164V163H145ZM150 164V163H149ZM149 164H148V166H149ZM8 165H10V164H8ZM20 165H23L22 163L20 164ZM48 165V164H47ZM62 165H64V164H62ZM65 165H67V164H65ZM67 165V166H68ZM90 165H92V164H89L88 165V163H87V166H90ZM98 165H96V167H98ZM118 165L119 166H122L121 165V163H118ZM117 165V166H118ZM7 166V165H6ZM15 166V165H14ZM24 166V165H23ZM28 166H31V165H28ZM46 166V165H45ZM87 166L85 167L84 166V168H87ZM137 166V165H136ZM136 166L134 167V168H136ZM138 166H140L141 167V165H138ZM144 166V164L142 165V168H144L143 167ZM147 166V165H146ZM151 167L153 166L154 167V165H150ZM155 166H158V165H155ZM2 167V166H1ZM35 167V166H34ZM56 167H57V164H56ZM59 167V166H58ZM63 167H65V166H63ZM69 167V166H68ZM72 167H70L71 169H72ZM75 167V168H74ZM82 168H83V166H81ZM108 167H110V169H112L111 171H110V169L108 170ZM122 167H124V168H122ZM122 167H120L121 168V170L119 171V172H117V174H115V177L116 176H118V178L121 176L120 174H122L123 176L124 175H126L127 177H128V179L133 175V172L134 171H131V170H135L136 171V169L138 170V168H140V167H137L136 169H134L133 167H132V163L130 164V165H123ZM262 167H264V164L262 165ZM260 168V170H257V172H259V174H260V177H259V175L257 176V179H258V184L259 185H257V186H255V188L256 189H254V190H251V192H256V190H257V192L254 194L255 195V198H257V200L256 201H258V199H259V201H261L262 202V204L260 203V204H256V206H258V205H261L262 206V208H260V206L258 207V209H257V211L258 210H260V209H262L261 211H259V213L257 214L256 213V211H255V213H256V215L254 214V211H253V213L251 212L250 213V215H249V217L246 215V214H249V213H247V212H245L244 211V213L242 212H240L239 214H234V217L235 218H233V216H231V217H229V215L227 216V217H229V220L230 221H232V219H234V221H232V223H231V225L234 223V224H236V222H238V221H236L235 222V219L238 217V216H240V219H239V222L238 223H241L242 225L241 226H245V228H242V227H240V225L238 224V226H239V229H238V226H236L235 225V228L237 227V229H235V230H237L236 232H237V234H235L236 232L234 231V236L233 237H231V235H229L232 231H233V229L230 231V228L228 227L227 229H229V231H230V233H228L227 234V230H225V228L223 229L222 228V230L220 231L219 229H217V226L215 225V224H213L214 223V219L212 220V217H211V223H212V225H215V226H210L209 228L207 227H205L206 229L204 230L205 232H204V234L206 235V236H208V238L210 239V240H212L214 243L212 244V248H209V249H213V251L214 252H220L221 250H222V247L223 246H225L226 244H227V242L228 241H230V240H232L233 239V241H234V243H235V245H236V250H237V255H238V262H237V264H264V168ZM10 168H12V166L10 167ZM14 168V167H13ZM19 168H21V166L19 167ZM27 168V164H26V167L24 168L25 170H27V172L28 171H30V170H28V169H30V168H28V169H26ZM83 168V169H84ZM90 169H89V172H90V170H91V168H92V166H90L89 167ZM114 168H115V166H114ZM119 168V167H118ZM119 168V169H120ZM147 168V167H146ZM2 169V168H1ZM1 169H0V171H1ZM4 169H5V167H4ZM6 169H8L7 167H6ZM53 169V168H52ZM62 169H64V168H62ZM78 169H80L79 167H78ZM98 170H99V168H97ZM118 169V170H119ZM145 169V168H144ZM148 169V168H147ZM78 172H77V171ZM81 170V169H80ZM88 170V169H87ZM94 170H95V166H94ZM130 170V171H129ZM142 170V169H141ZM140 170V171H141ZM150 170V169H149ZM152 170V169H151ZM6 171V170H5ZM16 171V173H17V171L18 170H15ZM96 171V170H95ZM139 171V170H138ZM1 172H3V170L1 171ZM21 172V171H20ZM20 172H18V173H20ZM88 172V171H87ZM257 172L255 171V175H257ZM24 173V172H23ZM37 173H39V172H36V174L35 173H33V174H35V175H37ZM99 173H100V171L98 172H95V173H88L87 175H86V178H91V180H92V183H93V178L92 177H95V176H97V175H99ZM141 174H136V176L138 175H142V174H147L146 172H140ZM1 174V173H0ZM3 174V173H2ZM1 174V175H2ZM21 174V173H20ZM33 174H29V173H27V178H29L28 180H26V178H24L25 179V183L24 182H21V183H23L22 185H24V184H29L31 181H33L34 182V179L36 178H34L33 179V177H32V175ZM254 174H253V176H254ZM5 174H3V176H4ZM29 175V176H28ZM43 175V174H42ZM14 176V175H13ZM114 176V175H113ZM137 176V177H138ZM5 177H6V175H5ZM5 177H3V179H0V182L2 181V183H3V181L4 180H6L5 182H9V180L10 181H13V180H16L14 177H12V176H9V178H5ZM32 177V179H31V181H29L30 180V178ZM85 177V176H84ZM122 177V176H121ZM126 177V178H127ZM134 177V176H133ZM142 177V176H141ZM152 177V176H151ZM254 177H256V176H254ZM5 178V179H4ZM12 178H14V179H12ZM108 178V177H107ZM124 178H125V176H124ZM140 178V177H139ZM253 178V177H252ZM96 179V178H95ZM106 179V178H105ZM104 179V180H105ZM113 179V178H112ZM123 178H121V180H122ZM260 179V180H259ZM18 180V179H17ZM88 180L89 179H87V183H88ZM91 180L89 181V183H90V186H92V184H91ZM99 180V179H98ZM103 180V179H102ZM104 180H103V182H104ZM107 180V182H108V179H106ZM115 180V179H114ZM23 181V180H22ZM42 181V182H41ZM76 181V182H75ZM125 181V180H124ZM4 182V183H5ZM33 182H31L30 184H32ZM97 182V181H96ZM99 182H102V181H99ZM102 182V183H103ZM113 182V181H112ZM111 182V183H112ZM2 183H0V192L3 190V189H8L7 187L8 186H10L9 184L10 183H8V185H7V183H5L4 185L6 186V188H2V190H1V185H2ZM13 183V184H12ZM11 183V186H13L14 184H16V186L18 187V188H20L21 189V187H19L20 186V184L19 185H17L18 184V181H17V183H15V181H13ZM77 183V184H76ZM118 183H120V182H118ZM256 183V184H257ZM96 184V183H95ZM104 184H109V183H104ZM104 184H102V185H104ZM115 184V183H114ZM34 185H36L35 183H34ZM69 185V184H68ZM89 185V184H88ZM101 185V186H102ZM3 186V185H2ZM16 186L14 185V187L16 188ZM29 186V185H28ZM32 187V186H31ZM73 187V188H72ZM95 187V186H94ZM100 187V186H99ZM35 188H38L37 186H35ZM79 188V187H78ZM77 188V189H78ZM91 188V187H90ZM101 188V187H100ZM22 189H23V187H22ZM21 189V190H22ZM28 189H29V187H28ZM17 190H19V189H17ZM16 190V191H17ZM87 190H90L89 188L87 189ZM101 190V189H100ZM10 191V190H9ZM27 191L28 190H25L24 191V189H23V191H19V192H12V191H10V192H12V194H9L10 192H8L7 194V196H9V195H12V196H9L8 198L10 199V203H9V201H8V203H3V204H5L6 206H8V207H6L8 210H9V212H10V210L12 211V215H11V212L9 213L8 212V210H6L5 209V206H4V208H2L1 206H0V210L1 209H4L5 211H7L8 212V214H10L9 216H10V218H11V216H13V218H16L17 217V215H19V213H22V214H20L21 216L24 214V217H22V218H24L22 221H24L26 218L25 217H27L26 216V214H27V212H28V214L29 215H31L30 217H32V218H34V215H35V213L36 212H33L34 211V208L35 207H33V209H32V211H31V205H33V203H35V199H38L37 198V196H36V194H34L33 196H35L36 198H34V200H32L33 201V203L31 204V205H28L29 203L27 202L28 200H27V198L28 199H32L33 197H32V193L29 195V196H31V197H29L28 196V193H27ZM31 191V190H30ZM66 191H68V190H66ZM2 192H4V191H2ZM31 192H35V193H37V191H31ZM41 193L38 195V197L41 199ZM87 193H90V191L89 192H87ZM6 194V193H5ZM5 194H3V193H0V195H5ZM85 196H86V194H84ZM253 195V196H254ZM1 197V196H0ZM53 197H51V199H53ZM2 198V197H1ZM0 198V199H1ZM3 198H4V196H3ZM6 198V197H5ZM5 198H4V200H5ZM44 200H43V202L45 201V199L46 198H44V196L42 197ZM50 198V197H49ZM40 199H38V201L37 202H39V200ZM60 199V198H59ZM59 199H55V201H57L58 200V205L61 203L60 201H59ZM61 199H62V197H61ZM64 199V198H63ZM191 199V198H190ZM47 200V199H46ZM50 200V199H49ZM54 200V199H53ZM2 201H3V199H2ZM7 201V200H6ZM30 201V200H29ZM5 202V201H4ZM31 202V201H30ZM37 202L35 203V204H37ZM46 202H48V201H46ZM45 202V204H48V203H46ZM51 202V200L49 201V203ZM60 202V203H59ZM64 202V201H63ZM0 203H1V200H0ZM28 203V204H27ZM41 203H42V201H41ZM40 203V204H41ZM53 203V202H52ZM52 203H51V206H52ZM57 203V202H56ZM210 203V202H209ZM39 204V205H40ZM44 204V203H43ZM42 204V205H43ZM44 204V205H45ZM61 204H63V203H61ZM66 204V201L64 202V205L62 206V207H65V209H69V207L68 208H66L67 206L65 205ZM213 204V203H212ZM11 205V206H10ZM50 205V204H49ZM55 204L53 203V206H54ZM57 205V204H56ZM55 205V206H56ZM58 205H57V207H58ZM214 205V204H213ZM30 206V208H28ZM34 206V205H33ZM208 206H209V204H208ZM207 206V207H208ZM61 207V208H62ZM210 207V206H209ZM211 207L212 208H214L215 207V205H214V207L211 205ZM210 207V208H211ZM220 206H218V208H219ZM224 207V206H223ZM36 208H38L39 209V207H38V205H36ZM40 208H41V205H40ZM50 207H48L47 208V206H46V208H44L42 211H44L45 209H49ZM54 208V209H53ZM53 208H50L49 209V211H53V210H55V208L56 207H53ZM210 208H209V210H210ZM246 209H247V207H245ZM30 211H29V210ZM51 209H53V210H51ZM58 209H60V208H58ZM4 210H2L3 212H5ZM28 210V211H27ZM40 210V209H39ZM47 210H45V211H47ZM208 210V211H209ZM222 210V207L220 208V211ZM256 210V209H255ZM2 211H0V212H2ZM35 211H37V210H35ZM49 211H47V213L49 212ZM62 211L64 212V213H67L68 211H64V208H62ZM61 211V212H62ZM208 211H207V213H205L204 211H200L201 213L200 214H202V218H201V216H200V218L201 219H203V221L204 222H206V217L208 216ZM211 211H214V210H211ZM219 210L218 209H216V207H215V212H218ZM232 211V210H231ZM30 212V213H29ZM39 212V211H38ZM38 212L36 213L37 215H38ZM58 212V211H57ZM60 212V211H59ZM205 213V215L207 214V216L205 217V215H204V213ZM215 212H212V213H214V214H212V215H210V216H214V215H216L218 218L220 217L219 216V213L220 212H218V213H216L215 214ZM222 212H224V211H222ZM234 212V211H233ZM31 213H33V214H31ZM41 213V210H40V212H39V214ZM46 213V212H45ZM238 213V212H237ZM3 215H5V221H2V225H4L5 227H7V225H8V222L9 221H7L6 220V212H5V214L4 213H2ZM1 213H0V215H2ZM8 214H7V216H8ZM17 214V215H16ZM27 214V215H28ZM60 214V213H59ZM210 214V213H209ZM227 214V213H226ZM226 214H225V216H226ZM229 214V213H228ZM247 216H245V215ZM3 215L2 216H0V217H3ZM14 215H16V217L14 216ZM194 213H186V212H184V213H182L179 217L177 216V213H172L171 212V214H169L168 215V219L170 220V221H172L173 219H179V218H182V219H186L188 222H191L193 219H194ZM221 215H223V214H221ZM238 215V216H237ZM253 215V216H252ZM8 216V217H9ZM210 216H208V217H210ZM224 216V217H225ZM243 216H245L246 218H250V216H251V220H249V221H247L246 220V218L245 217H243ZM7 217V218H8ZM18 217H20V216H18ZM30 217H28L27 219H28V221H29V218ZM165 217V216H164ZM196 217V216H195ZM221 218L220 220H221V223H219V224H221V225H224V223H226V225L227 226H231L230 224H229V220H226L225 218H227V217H225V218ZM241 217H242V219H241ZM4 218V217H3ZM21 218V217H20ZM20 218H18V220L20 219ZM160 218H161V216H160ZM239 218V217H238ZM238 218L236 219V220H238ZM253 218V219H252ZM2 218H0V220H1ZM27 219H26V221H27ZM216 219V218H215ZM223 219V220H222ZM243 219L245 220V221H243ZM8 220H12V218L11 219H8ZM216 220H218V219H216ZM21 221V222H22ZM209 221H210V219H209ZM7 222V223H6ZM13 222V221H12ZM19 221H17L16 222V224L18 223ZM21 222H19V225L21 224ZM203 222V223H204ZM222 222H224V223H222ZM252 222V223H251ZM11 222H9V224H10ZM13 223H15V222H13ZM13 223H11V225L13 224ZM27 223H29V222H27ZM26 223V224H27ZM245 223V224H244ZM247 223H249V224H247ZM1 224V223H0ZM15 224V225H16ZM233 224V225H234ZM244 224V225H243ZM2 225H0V230H1V228L2 229H4L5 231L7 230V228H9L10 229V227H14L15 225H12V226H10V227H7V228H5L4 226H2ZM18 225V224H17ZM19 225L18 226H16V228H15V230L19 227ZM23 225V224H22ZM225 225V226H226ZM216 227V228H215ZM219 227V226H218ZM222 227V226H221ZM233 227V226H232ZM13 228V229H14ZM19 229H22V227L20 226L18 229H17V232L16 231H13V230H8V232L6 233L7 235H5V231H0V233L2 232V233H4L3 235H1L0 236V241H2L3 242V237L5 236V238H4V240H6L10 245H12V250H13V248L14 249H19V247L20 246H22V245H25L24 244V242L26 241V238L27 237H25V236H23V235H20V233H22V232H20L19 231ZM10 231V232H9ZM18 231H19V233H18ZM222 231H226V233H224V234H226V235H223L221 232ZM17 233V234H19V235H16L15 233ZM133 233H131L130 235H126V236H122V238H120L119 237V239L117 240V242L116 243H126L127 242V244L128 243H132V241H134L136 238H138L137 236H138V234L137 235H135V233H134V235H132ZM45 238H48V239H50L51 241H54L55 240V238H54V236L53 235H45L44 236ZM140 237V236H139ZM230 239V240H229ZM116 241V240H115ZM6 242V243H7ZM135 242V241H134ZM229 243V242H228ZM0 244H1V242H0ZM5 244V242L4 243H2V245H4ZM210 244V245H211ZM7 245V244H6ZM6 245H4V247L5 248H3V249H5V250H1V252H3V254H1V255H3L4 257L6 256L5 255V253L7 252V255H8V251L11 253V249H10V247H9V245H7L8 246V248H6L7 246ZM209 245V244H208ZM210 245H209V247H210ZM228 245V244H227ZM224 248H226V246L224 247ZM7 249V250H6ZM22 250V249H21ZM224 250V249H223ZM5 251V252H4ZM212 251V250H211ZM221 252H223V251H221ZM220 252V253H221ZM211 253V252H210ZM0 255V257L2 258L3 256H1ZM10 255V254H9ZM8 255V258L12 255H10L9 256ZM212 255V254H211ZM4 257L2 258V262H3V260L4 261H7V259L5 260L4 259ZM12 257V256H11ZM237 259V258H236ZM9 261L8 262H10V260H12L11 258H9L8 259ZM0 262H1V259H0ZM7 263V262H6ZM144 263V262H143ZM2 264V263H1ZM227 264H229L228 262H227Z\"/></svg>",
	"mask_w": 264,
	"mask_h": 264
},
{
	"label": "crops",
	"instance_id": "0c3cea01",
	"mask_svg": "<svg viewBox=\"0 0 264 264\" xmlns=\"http://www.w3.org/2000/svg\"><path fill=\"white\" fill-rule=\"evenodd\" d=\"M37 37H38V35H37ZM27 43H28V46H31V45L36 46V38H33V39H30L29 38V40L27 41Z\"/></svg>",
	"mask_w": 264,
	"mask_h": 264
},
{
	"label": "flooded vegetation",
	"instance_id": "af4514ba",
	"mask_svg": "<svg viewBox=\"0 0 264 264\" xmlns=\"http://www.w3.org/2000/svg\"><path fill=\"white\" fill-rule=\"evenodd\" d=\"M2 68V67H1ZM3 69V68H2Z\"/></svg>",
	"mask_w": 264,
	"mask_h": 264
}]
</instances>
